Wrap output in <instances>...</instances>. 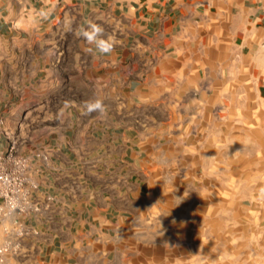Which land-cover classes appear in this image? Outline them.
<instances>
[{
    "label": "crops",
    "instance_id": "obj_1",
    "mask_svg": "<svg viewBox=\"0 0 264 264\" xmlns=\"http://www.w3.org/2000/svg\"><path fill=\"white\" fill-rule=\"evenodd\" d=\"M242 62L264 79V0H0V152L17 130L42 208L0 222L7 264H139L182 105Z\"/></svg>",
    "mask_w": 264,
    "mask_h": 264
},
{
    "label": "rangeland",
    "instance_id": "obj_2",
    "mask_svg": "<svg viewBox=\"0 0 264 264\" xmlns=\"http://www.w3.org/2000/svg\"><path fill=\"white\" fill-rule=\"evenodd\" d=\"M234 73L226 66L223 88L210 77L182 105L139 264H264V79L245 62ZM8 134L17 148L18 131Z\"/></svg>",
    "mask_w": 264,
    "mask_h": 264
},
{
    "label": "built area",
    "instance_id": "obj_3",
    "mask_svg": "<svg viewBox=\"0 0 264 264\" xmlns=\"http://www.w3.org/2000/svg\"><path fill=\"white\" fill-rule=\"evenodd\" d=\"M47 160L46 156L38 154ZM31 159L21 154L15 144L6 152H0V222L4 232L12 234L10 226L21 217L41 211L39 200L34 197L38 183L31 173ZM18 249L7 241L0 247V264H7V254L15 255Z\"/></svg>",
    "mask_w": 264,
    "mask_h": 264
},
{
    "label": "clouds",
    "instance_id": "obj_4",
    "mask_svg": "<svg viewBox=\"0 0 264 264\" xmlns=\"http://www.w3.org/2000/svg\"><path fill=\"white\" fill-rule=\"evenodd\" d=\"M85 107L89 114L92 112H98L100 114H103V111H104L102 102L100 100H96L94 102H87L85 104Z\"/></svg>",
    "mask_w": 264,
    "mask_h": 264
}]
</instances>
